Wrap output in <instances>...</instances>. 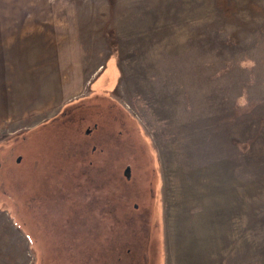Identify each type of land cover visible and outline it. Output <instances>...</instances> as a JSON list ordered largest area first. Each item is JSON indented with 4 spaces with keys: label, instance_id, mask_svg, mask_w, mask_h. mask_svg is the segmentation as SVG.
Instances as JSON below:
<instances>
[{
    "label": "rangeland",
    "instance_id": "obj_1",
    "mask_svg": "<svg viewBox=\"0 0 264 264\" xmlns=\"http://www.w3.org/2000/svg\"><path fill=\"white\" fill-rule=\"evenodd\" d=\"M0 264H264V0H0Z\"/></svg>",
    "mask_w": 264,
    "mask_h": 264
},
{
    "label": "water",
    "instance_id": "obj_2",
    "mask_svg": "<svg viewBox=\"0 0 264 264\" xmlns=\"http://www.w3.org/2000/svg\"><path fill=\"white\" fill-rule=\"evenodd\" d=\"M21 159V157L18 158V161ZM127 176H129V169L126 171Z\"/></svg>",
    "mask_w": 264,
    "mask_h": 264
},
{
    "label": "bare ground",
    "instance_id": "obj_3",
    "mask_svg": "<svg viewBox=\"0 0 264 264\" xmlns=\"http://www.w3.org/2000/svg\"><path fill=\"white\" fill-rule=\"evenodd\" d=\"M255 44V43H254ZM170 87V86H169ZM187 158V157H186ZM176 171V170H175Z\"/></svg>",
    "mask_w": 264,
    "mask_h": 264
},
{
    "label": "flooded vegetation",
    "instance_id": "obj_4",
    "mask_svg": "<svg viewBox=\"0 0 264 264\" xmlns=\"http://www.w3.org/2000/svg\"><path fill=\"white\" fill-rule=\"evenodd\" d=\"M87 131H89V130H87Z\"/></svg>",
    "mask_w": 264,
    "mask_h": 264
}]
</instances>
